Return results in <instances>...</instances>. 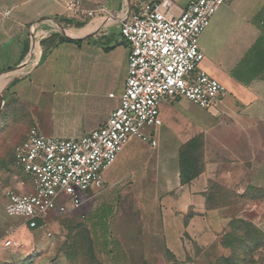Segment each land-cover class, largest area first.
I'll return each mask as SVG.
<instances>
[{
  "label": "crops",
  "instance_id": "obj_1",
  "mask_svg": "<svg viewBox=\"0 0 264 264\" xmlns=\"http://www.w3.org/2000/svg\"><path fill=\"white\" fill-rule=\"evenodd\" d=\"M70 1L76 0H0V92L9 91L19 104H47L35 107V127L60 139L77 138L100 127L118 106L128 57L119 20L139 3L159 0H77L84 11H96L103 5L117 16L106 22L97 13L89 28L66 23V19L84 21L67 9ZM170 1L176 13L190 2ZM94 28H100L97 45L60 40L65 37L62 32L76 37ZM199 47L204 56L200 69L226 92L207 109L192 108L190 117L178 109L182 99L162 102V124L150 132L156 145L132 137L120 152L130 160L144 159L145 164L124 168L109 184L115 186L126 178L133 181L131 203L144 218L138 231L135 229L136 239L127 247L139 252L169 253L176 259L180 254L185 257L190 246L206 250L242 211L212 206L215 188L232 191L239 198L247 190L264 192V0H227L201 34ZM52 66L68 77L62 92L56 82H50ZM60 98L83 104L78 120L50 119V104ZM61 123L68 129L61 130ZM197 137L202 141V171L184 184L180 150ZM89 189L94 191L88 194L87 190L81 197L84 212L97 192L95 186ZM119 221L111 220L113 237Z\"/></svg>",
  "mask_w": 264,
  "mask_h": 264
},
{
  "label": "built area",
  "instance_id": "obj_2",
  "mask_svg": "<svg viewBox=\"0 0 264 264\" xmlns=\"http://www.w3.org/2000/svg\"><path fill=\"white\" fill-rule=\"evenodd\" d=\"M226 2L190 0L176 13L170 0H159L139 3L123 14L118 20L128 49L127 78L118 106L103 125L77 138H53L31 128L13 150L16 164L31 179V192H6V214L25 218L28 228L35 229L51 211L78 209L81 195L99 185L101 174L132 137L156 145L144 129L152 131L162 124V102L186 99L207 109L224 95L225 87L200 69L204 56L199 38ZM66 7L86 22L85 27L91 26L97 13L106 22L117 20L103 5L84 11L76 0ZM8 15L5 11L4 16ZM59 196L68 199L67 205L57 204ZM3 246L15 249L20 242L9 236Z\"/></svg>",
  "mask_w": 264,
  "mask_h": 264
},
{
  "label": "rangeland",
  "instance_id": "obj_3",
  "mask_svg": "<svg viewBox=\"0 0 264 264\" xmlns=\"http://www.w3.org/2000/svg\"><path fill=\"white\" fill-rule=\"evenodd\" d=\"M86 31L88 32L82 38L70 39L78 42L70 43L78 46L97 45L96 37L100 28ZM50 70V82H56V88L62 92L68 77H62L58 67L52 66ZM181 101L182 105L178 109L186 117L192 115V108H198L185 99ZM18 102L9 91L0 92V264H264V192L258 190H247L239 198L232 191L215 188L216 200L212 206L238 207L242 211L239 218L231 224L229 222L216 242L208 245L206 250H202V246H190L185 257L180 254L175 259L169 253H145L134 250L137 249L134 247L128 248V242L136 239L134 235L142 226L144 214L136 213L131 203V178H126L115 186L109 184L112 177L121 175L124 168L144 165L145 161L130 160L122 153L102 173L103 181L100 180L99 185L95 186L97 192L85 212L81 207L63 213L51 211L35 229L28 228L25 218L7 215L6 192L19 195L31 192V179L16 164L13 150L25 139L28 131L36 126L32 117V113L37 114L35 107L42 105L40 107L43 108L47 105ZM82 108L83 104H69L66 99L60 98L55 104H50V119L70 122L75 117L78 120ZM171 117L173 121L174 116ZM59 127L67 130L69 126L61 123ZM175 128L181 132L179 126ZM150 132L149 129H144V134L153 135ZM150 151L154 152L153 149ZM181 157L191 175L200 173L203 166L202 141L199 138L193 142L188 141L182 149ZM93 191L89 189L88 194ZM67 203L65 196L57 199V204ZM116 218L120 219L114 231L118 237H113L111 220ZM155 221L158 224V220ZM128 226L131 228L130 232ZM9 236L17 238L20 247L5 248L3 242ZM156 240L154 238L155 242ZM120 241H124L125 245L120 246ZM126 249L130 251L126 252ZM231 258L233 261L228 262Z\"/></svg>",
  "mask_w": 264,
  "mask_h": 264
},
{
  "label": "trees",
  "instance_id": "obj_4",
  "mask_svg": "<svg viewBox=\"0 0 264 264\" xmlns=\"http://www.w3.org/2000/svg\"><path fill=\"white\" fill-rule=\"evenodd\" d=\"M67 24H71V25H76L77 27L81 28V27H84L86 22H75L74 20H71V19H66L65 20ZM62 41H65V42H70V41H74V42H78L76 40H70L68 38H65V37H61ZM200 139V138H199ZM194 140H198V138H194L192 141L190 142H193ZM186 145V144H185ZM182 146L181 150H180V159H181V173H180V178H181V182L182 183H189L191 180H193L195 177H197L200 173H198L196 176H193L190 174V171L188 169L187 166L184 165V162L182 161V157H181V153H182V149L185 147ZM202 171V169H200V172ZM237 219H234L232 221H230V224L234 221H236ZM41 222H44V221H38V225L41 224ZM233 261V258H231L228 262H232Z\"/></svg>",
  "mask_w": 264,
  "mask_h": 264
},
{
  "label": "water",
  "instance_id": "obj_5",
  "mask_svg": "<svg viewBox=\"0 0 264 264\" xmlns=\"http://www.w3.org/2000/svg\"><path fill=\"white\" fill-rule=\"evenodd\" d=\"M62 34L66 37V38H70V39H80V38H82L83 36H76V37H72V36H69V35H67L66 33H64V32H62Z\"/></svg>",
  "mask_w": 264,
  "mask_h": 264
},
{
  "label": "bare ground",
  "instance_id": "obj_6",
  "mask_svg": "<svg viewBox=\"0 0 264 264\" xmlns=\"http://www.w3.org/2000/svg\"><path fill=\"white\" fill-rule=\"evenodd\" d=\"M90 27V26H89ZM89 27H87V28H89Z\"/></svg>",
  "mask_w": 264,
  "mask_h": 264
}]
</instances>
